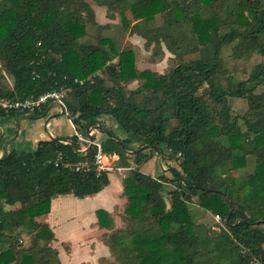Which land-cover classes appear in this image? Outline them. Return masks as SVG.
<instances>
[{
  "label": "trees",
  "instance_id": "1",
  "mask_svg": "<svg viewBox=\"0 0 264 264\" xmlns=\"http://www.w3.org/2000/svg\"><path fill=\"white\" fill-rule=\"evenodd\" d=\"M92 1L110 17L117 13L122 29L143 38L145 48L162 51L163 42L175 65L164 73L139 70L129 42L122 48L100 35L107 24L96 22L86 0H0V96L66 87L63 113L77 130L107 114L126 133L120 139L107 130L99 143L126 172L124 225L116 227L102 208L95 211L108 230L102 236L112 264H264V61L236 79L222 56L225 47L236 58L264 56V0ZM88 24L98 33L84 39ZM133 81L140 83L128 87ZM231 97L247 102L244 130L230 119ZM48 105L0 115L35 118ZM80 140L51 137L34 150L0 157V264H63L51 245L53 230L36 218L50 211L55 196L83 198L109 183L108 172L94 163L96 143L83 152ZM157 153L177 161L171 178L141 170ZM250 155L255 163L247 171ZM85 159L88 167L75 170ZM167 182L174 183L168 203ZM193 203L219 215L226 229L205 225L200 233Z\"/></svg>",
  "mask_w": 264,
  "mask_h": 264
},
{
  "label": "crops",
  "instance_id": "2",
  "mask_svg": "<svg viewBox=\"0 0 264 264\" xmlns=\"http://www.w3.org/2000/svg\"><path fill=\"white\" fill-rule=\"evenodd\" d=\"M102 119H106L107 124H101L100 121ZM64 121L67 123H63ZM98 122L99 128L93 129L88 127L85 129L84 134L88 141L89 132L87 133V130L91 131L90 135H92L93 142L95 143H100L107 139L109 137L107 130L110 129L118 138H126V133L118 126L117 122L111 116L102 114L98 117ZM63 125L69 130V132H66L68 133L67 135L62 132ZM77 131L80 132L83 130H77L66 113H63L60 107L55 104H49L44 114L35 118L27 114L18 116L10 114L0 115V157L14 149L25 151L34 150L39 140H45L51 137H63V135L69 136L75 134ZM133 144L135 143L131 145ZM161 157L165 159L162 155ZM156 160V156L154 155L148 161L141 164V170L151 175L165 174L167 172L164 171L166 167L164 168L163 163H156ZM158 166L161 170H158ZM108 178V185L99 192L83 198L76 197L79 199L77 201V205L79 206L78 209L86 208L84 204L88 206L86 210L88 215H85V212H82V210L78 211V214L82 216V223L81 226H79L83 230L85 229V233L92 232V234H86L87 237L83 240L72 243L67 239L63 240L56 236L54 230L55 220L59 221L61 214H64L63 201L61 199L62 195H58L57 198L54 197L55 199L52 198L50 211L46 215L36 218L39 221L46 222L53 230L55 239L52 241L51 245L57 250L58 257L63 264H112L113 257L108 247L105 245L102 236V234L108 230L98 225L95 211L99 208L106 210L112 217L115 226L122 227L124 222L121 220L119 213L123 208L124 199L122 197V181L120 176H118L116 172L111 171L108 172ZM69 195L72 194H65L63 196ZM71 217L74 218L75 216ZM71 217L64 216L63 218L71 219ZM24 235L28 236L26 232L22 234V237ZM63 243L64 247L61 245ZM76 252H81L86 255L88 261H82L81 258L79 260L73 258Z\"/></svg>",
  "mask_w": 264,
  "mask_h": 264
},
{
  "label": "rangeland",
  "instance_id": "3",
  "mask_svg": "<svg viewBox=\"0 0 264 264\" xmlns=\"http://www.w3.org/2000/svg\"><path fill=\"white\" fill-rule=\"evenodd\" d=\"M86 1L89 3V5L95 11L96 22L98 24H107V27H105L104 29L99 31L100 35H103V36L108 37V38H115V41H117L119 46L122 48L124 46H126L127 42H129L131 45V49L134 53L135 65L139 70L150 69V70L157 72V73H164V72H167L170 68H172L175 65L176 60L174 58V54H172L166 48V46L163 42L161 43V50L162 51L158 50V51L153 52L152 46H150L149 48H145L143 38H141L140 36H138L136 34H129L128 28L122 29V25L120 24V17L117 13H115L114 17H110L111 11L106 10L105 7H100V6L96 5L92 0H86ZM157 21L160 22L159 18ZM97 33H98V31H97L95 25L88 24L87 25V35L84 37V39L93 38ZM231 49H232L231 47H225L222 50V56H223L224 65L227 67L229 72L236 77V79L246 78L256 63L264 61V56H262L258 53H253L249 57H240V58L233 57ZM4 80L6 81V83L9 86L11 85L10 79H6L4 77ZM139 83H140L139 81H133V82L128 84V87H136ZM222 85L226 89L233 88L232 84L222 83ZM258 89H260V88H258ZM230 104H231L230 119L237 121L241 125V128L244 130L245 125L241 119V116L243 114H245V112L247 111V102H246L245 98L231 97L230 98ZM63 123L66 124L67 122L64 121ZM100 123L101 124H107L106 119H102L100 121ZM62 128H63L62 132H64L63 134L67 135L68 133H66V132H69V130L64 125ZM90 128L94 129V127H90ZM119 130L121 131L120 128H119ZM84 131H80L82 133V136H83V138L80 140V142L82 143L81 147L87 146V142H88V139L84 134ZM110 131H111V129H110ZM90 133H91V131L89 130L88 134H90ZM66 135H63V136H66ZM93 135H95V134H93ZM130 147L132 149H137L138 144L135 143V144L131 145ZM162 147H163L162 152L166 153L167 149L164 146H162ZM144 148H145V146H144ZM145 151H148V150H145ZM161 155L163 156V154H158V153L155 154L156 159H157L156 163L157 162H159L160 164L163 163L164 168L166 167V170H164V171H167V172L165 174L164 173H162V174L171 178L172 173L170 171V168L174 167L176 169L177 168L179 169L178 163L174 158H169V157L163 156L166 159L165 160L161 157ZM160 158H161V161H160ZM108 161L110 162L109 163L110 170H108V172H111V171L116 172L122 180L123 177L126 175V172L123 169L122 163L119 160V158L111 157V158H109ZM254 163H255L254 157L251 155L248 156V164L249 165L246 167V170L250 171L251 168H253ZM158 170H161V168L159 166H158ZM240 172L242 174H244L245 169L241 170ZM159 175H161V174H158V175L154 174L155 177H157ZM164 185H165L164 196H165V200L168 203L169 202V195H168L167 191L174 188V183L167 182ZM57 197L58 196H55V198H57ZM61 199L63 201L64 214H61V218L59 219V221L55 220L54 230L56 232V236H58V238H61L63 240L67 239L69 242L77 243L78 241L86 238L87 237L86 234H92L91 231L85 233L84 232L85 229L83 230L80 227L81 223H82L81 222L82 216H80V214H78V211L82 210V212H85V215H88V212H86L88 206H87V204H84V207H86V208L78 209L79 206L77 205V201L79 199L72 196V195H69V196H63L62 195ZM191 207L194 211L195 216L197 217V221L203 224L198 229V231L200 233H202L204 231V228L206 226H208L212 229H215L217 231H221V230L226 229L221 217H219L217 219L215 217L216 214H214L210 211L203 210L202 208L198 207L196 205V203H193ZM44 215H46V214H44ZM64 216H68L69 218L71 216H75V217L74 218L71 217V219H66L67 217L63 218ZM26 221H27V219H26ZM25 226H26V229H29V226H27V222H26ZM26 229H25V231H26ZM29 238H30V235H28V236L24 235L22 237L24 242H28ZM61 245H62V247H64V243ZM73 258H76L77 260H79L81 258L82 261H86V262L88 261V257L81 252H76L75 255L73 256Z\"/></svg>",
  "mask_w": 264,
  "mask_h": 264
},
{
  "label": "built area",
  "instance_id": "4",
  "mask_svg": "<svg viewBox=\"0 0 264 264\" xmlns=\"http://www.w3.org/2000/svg\"><path fill=\"white\" fill-rule=\"evenodd\" d=\"M1 66V64H0ZM70 91L69 88L61 87L59 89H52L49 91H46L45 93H41L39 95L35 96H28L25 98H18V97H5L0 96V110L4 112H10V111H19L23 113H31L35 110L40 109L45 104H55L58 107H62V101L67 96L68 92ZM80 139L83 138L81 132L75 133ZM89 144V141L87 142V146ZM97 145V152L95 154V165L97 167L98 171H107L110 170L109 165V158H118L115 154H106L102 151L100 144L96 143ZM87 146H82L81 151L84 152V149H86ZM89 165V162L87 159L83 161H79L74 165L75 170H80L87 168ZM217 219L219 218V215L216 214L215 216Z\"/></svg>",
  "mask_w": 264,
  "mask_h": 264
},
{
  "label": "water",
  "instance_id": "5",
  "mask_svg": "<svg viewBox=\"0 0 264 264\" xmlns=\"http://www.w3.org/2000/svg\"><path fill=\"white\" fill-rule=\"evenodd\" d=\"M61 111L63 112V108L61 107ZM94 128H99L100 126H98V125H96V126H93ZM89 131L87 130V133H88ZM89 135V144H88V146L86 147V149H84V151L85 150H87L90 146H91V144L93 143V137H92V135H90V134H88Z\"/></svg>",
  "mask_w": 264,
  "mask_h": 264
}]
</instances>
